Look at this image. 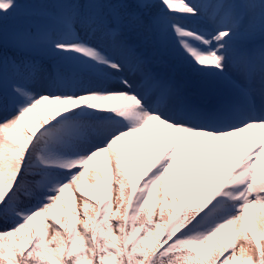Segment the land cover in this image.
<instances>
[{
    "label": "snow or ice",
    "instance_id": "obj_1",
    "mask_svg": "<svg viewBox=\"0 0 264 264\" xmlns=\"http://www.w3.org/2000/svg\"><path fill=\"white\" fill-rule=\"evenodd\" d=\"M257 37L264 0H0V264H264Z\"/></svg>",
    "mask_w": 264,
    "mask_h": 264
},
{
    "label": "rangeland",
    "instance_id": "obj_2",
    "mask_svg": "<svg viewBox=\"0 0 264 264\" xmlns=\"http://www.w3.org/2000/svg\"><path fill=\"white\" fill-rule=\"evenodd\" d=\"M21 2H24V0H21ZM23 23H24V21L18 20V19L17 20H9L8 24H7V28L9 31H11L14 27H17ZM127 38L137 48L138 53L141 52L139 54H141L144 58H147L149 53H150L156 59L164 60L167 73L171 74L181 67V65L178 61V53L170 51L168 48H166L163 45H159L153 37H151L149 35L136 36L134 34H130L127 36ZM261 43H264V40L257 37L255 40V44L258 46ZM167 60L172 64L174 62V64L176 65V67H175L176 70L171 69L169 63H166ZM185 83H186V86L191 88V78L190 77L185 78ZM207 98H210V96ZM150 139H151V137L148 138V140H150ZM146 146H147V142L144 145H142L141 151H143V149L146 148ZM134 147H135L134 144L131 143L130 141H126L124 143L123 151H124L126 157L133 150ZM260 163L262 165H264V153L261 154ZM115 195H116V193L114 192L113 193L114 200H115Z\"/></svg>",
    "mask_w": 264,
    "mask_h": 264
},
{
    "label": "trees",
    "instance_id": "obj_3",
    "mask_svg": "<svg viewBox=\"0 0 264 264\" xmlns=\"http://www.w3.org/2000/svg\"><path fill=\"white\" fill-rule=\"evenodd\" d=\"M5 50L0 47V52H4ZM7 54H9L10 56H12L14 53H13V50L11 48L7 49ZM66 195V194H65ZM225 237H229L228 235V231L225 230V233L223 234Z\"/></svg>",
    "mask_w": 264,
    "mask_h": 264
}]
</instances>
